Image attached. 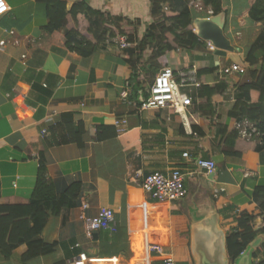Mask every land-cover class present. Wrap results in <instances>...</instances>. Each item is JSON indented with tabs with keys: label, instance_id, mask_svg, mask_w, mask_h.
I'll return each mask as SVG.
<instances>
[{
	"label": "crops",
	"instance_id": "1",
	"mask_svg": "<svg viewBox=\"0 0 264 264\" xmlns=\"http://www.w3.org/2000/svg\"><path fill=\"white\" fill-rule=\"evenodd\" d=\"M77 1L67 0L68 8ZM192 1L172 0V4H162V11L169 15L174 14L171 9L193 11L190 27L198 35L195 20L212 16V8L203 3L197 9ZM153 2L89 0L91 7L106 15L130 19L134 25L122 24L134 35V42L122 50L111 40L83 57L66 46V26L45 30L48 17L43 3L0 0V204L29 202L41 166L57 195L74 183L81 184L78 198L60 214L47 206L50 216L40 237L56 243L52 253L29 259L28 246L22 243L9 260L0 252V264H67L82 253L88 256L87 264H153V259L162 264L166 255H172L177 264H195L190 247L192 225L203 212L215 210L226 234L244 210L256 215L255 229L262 227L253 191L264 185V150L249 145L254 136L240 145L241 157L227 156L219 136L222 127L237 129L240 122L230 115L237 89L252 82L257 68L246 62L249 47L263 37L264 30L248 15L253 0H222L227 10L225 33L237 48L226 56L217 55L203 39L195 47H172L164 54L157 51V56L161 28L155 26L158 17L153 15ZM84 29L83 22L80 30ZM233 64L244 66L246 72H230ZM133 66L137 81L132 78ZM166 66L174 69L181 82L183 74L195 78L181 87L192 98L184 111L188 124L171 107L139 108L155 76ZM205 68L211 70L199 76L198 71ZM201 84L218 89L212 97L213 116L198 108L204 100L198 98ZM126 87L131 94L124 100L121 92ZM67 113L75 125L85 126L81 142L53 143L52 131ZM118 120L124 130L117 136L96 137L98 127L117 128ZM198 157L215 160V174L200 170L195 163ZM177 167L185 174L188 195L172 201L153 199L143 187L145 176ZM103 207L115 211L120 227L116 244L108 241L105 230H89L82 217L97 216ZM127 245L130 258L124 250ZM151 246L158 250L152 251ZM256 249L248 264H258L260 257L253 255Z\"/></svg>",
	"mask_w": 264,
	"mask_h": 264
},
{
	"label": "trees",
	"instance_id": "2",
	"mask_svg": "<svg viewBox=\"0 0 264 264\" xmlns=\"http://www.w3.org/2000/svg\"><path fill=\"white\" fill-rule=\"evenodd\" d=\"M45 5L48 24L45 27L47 32H54L66 26V46L71 51H75L83 57H89L101 48L107 46L108 42L114 38L127 34L131 42H134V35L126 32L123 22L134 25V23L124 17L106 15L98 9L89 5V0H79L69 9L67 0H37ZM173 3L172 0H154L155 26L161 28V36L158 46L155 49L164 54L168 48L189 44L195 47L202 44L203 40L190 27L193 22V11L183 10L180 12L171 9L173 15L162 11V4ZM206 6H210L213 14L223 11L222 0H203ZM249 17L255 22L264 25V0H253L248 9ZM80 16L82 17L80 20ZM171 21L167 26L166 22ZM85 29L80 30L82 23ZM172 35L170 39L169 35ZM262 37V36H261ZM148 39H152L149 36ZM153 40V39H152ZM143 40L140 48L145 45ZM130 49V48H129ZM128 50V49H125ZM158 56V55H157ZM246 62L250 66H257L253 71L251 83L240 85L231 117L237 121L249 120L254 123L260 135L255 136L254 141H249L252 149L256 151L264 150V30L263 37L252 44L246 54ZM259 66V67H258ZM134 67V66H133ZM211 69L205 68L198 71V75L206 74ZM138 77L137 69L134 67L132 78L136 81ZM140 88L141 85H139ZM138 87V88H139ZM138 91V89H137ZM218 93L216 86L201 84L198 88V98L200 101L198 108L203 114L214 115L212 97ZM146 97L148 94L145 95ZM85 131L83 123L74 124L72 114L63 115L62 122L52 131L53 143L81 142ZM119 134L115 126H101L96 130V137L99 140L113 138ZM219 136L223 141L222 152L227 156L241 157L242 147L246 145L237 129L229 131L227 127H222ZM81 191V184L70 185L64 193L57 195L52 182L46 176V168L41 166L37 185L32 199L21 204H0V252L6 260H9L13 250L20 244L26 243L28 250L26 258L52 253L56 243H47L41 237V233L47 224L50 213L47 206L52 209L55 215L60 214L63 207L69 206L78 198ZM253 198L258 204L260 213L263 216V225L260 229H255L254 220L256 215L244 210L236 217V225L231 227L227 234V248L230 257V264H235L236 259L244 253L250 243L259 234H264V185L255 187ZM108 233V241L116 244L120 234V227L116 232ZM125 254L128 258L132 256L130 246H124ZM254 256L260 257L258 264H264V242L255 250ZM159 261L153 259V264Z\"/></svg>",
	"mask_w": 264,
	"mask_h": 264
},
{
	"label": "built area",
	"instance_id": "3",
	"mask_svg": "<svg viewBox=\"0 0 264 264\" xmlns=\"http://www.w3.org/2000/svg\"><path fill=\"white\" fill-rule=\"evenodd\" d=\"M192 4L197 9L203 7V0H193ZM213 15V10H209ZM117 46L122 49H128L132 46V42L128 35H120L113 39ZM210 47L214 49V45L210 42ZM230 72L243 74L246 72V68L240 64H233L230 67ZM182 82L178 80L177 75L172 67H163L159 73L155 76L154 81L149 89L147 97L141 99L139 103L140 109H159V108H173L176 112L183 115L185 123L188 124V119L184 114L185 109L192 103V98L182 91L181 87L186 81H195L192 75L183 74ZM131 94L130 87H126L121 92V97L125 100L128 99ZM125 123V121H123ZM117 130L123 131L120 120L117 121ZM240 135L245 138H252L260 135L259 131L255 127L254 123L249 120L240 121L236 126ZM189 153H184V156H188ZM196 165L200 170L213 172L217 168V163L213 159H206L198 157ZM143 187L151 195L153 199L159 201H172L185 198L189 190L185 184V174L181 168H173L168 173L160 171H154L145 176L143 180ZM83 207H87V203H83ZM86 221L89 230H109L111 233L117 231L118 222L115 216V211L109 207H103L100 209L97 216L87 217L82 215ZM151 250H158L156 246H151ZM87 254L82 253L80 256L72 261H68L67 264H87ZM162 264H177L175 258L172 255H166Z\"/></svg>",
	"mask_w": 264,
	"mask_h": 264
},
{
	"label": "water",
	"instance_id": "4",
	"mask_svg": "<svg viewBox=\"0 0 264 264\" xmlns=\"http://www.w3.org/2000/svg\"><path fill=\"white\" fill-rule=\"evenodd\" d=\"M227 10L210 17L195 20L198 36L211 42L219 56H226L228 52H235L237 48L225 33V19ZM216 170L211 172L215 174ZM264 242V234H259L250 243L247 250L241 254L237 264H248L253 249ZM191 253L195 264H230L227 248V234L219 223L218 213L203 212L195 217L192 225Z\"/></svg>",
	"mask_w": 264,
	"mask_h": 264
},
{
	"label": "rangeland",
	"instance_id": "5",
	"mask_svg": "<svg viewBox=\"0 0 264 264\" xmlns=\"http://www.w3.org/2000/svg\"><path fill=\"white\" fill-rule=\"evenodd\" d=\"M202 10H204V9H202ZM204 11L207 12V9H205ZM204 11H201V12H204Z\"/></svg>",
	"mask_w": 264,
	"mask_h": 264
}]
</instances>
